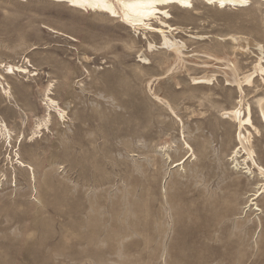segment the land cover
<instances>
[{"label": "rangeland", "instance_id": "374dc122", "mask_svg": "<svg viewBox=\"0 0 264 264\" xmlns=\"http://www.w3.org/2000/svg\"><path fill=\"white\" fill-rule=\"evenodd\" d=\"M247 1L240 10L197 5L196 17L171 10V25L183 29L175 39L187 46L175 56L149 52L159 36L118 17L0 0V123L10 134V147L0 135V264H264V194L249 207L262 181L242 153L232 160L236 126L220 117L240 97L228 83L252 70L257 54L237 60L235 77L236 60L215 37L264 47V6ZM196 35L209 39L188 38ZM211 74V86L191 84ZM49 85L64 115L51 110L31 139L47 118ZM263 86L257 77L244 90V106L260 131L251 145L264 168L255 104ZM180 131L193 156L177 166L192 154Z\"/></svg>", "mask_w": 264, "mask_h": 264}, {"label": "bare ground", "instance_id": "6f19581e", "mask_svg": "<svg viewBox=\"0 0 264 264\" xmlns=\"http://www.w3.org/2000/svg\"><path fill=\"white\" fill-rule=\"evenodd\" d=\"M50 1L64 2L68 4L69 7L79 9L82 11H91V12L103 14L110 18L118 17L120 20L123 21L124 24H126L135 32L142 30L152 36H159L161 42L159 46H155L153 45V43L152 44L148 43L147 50L149 52H152L157 49L160 51H164L165 53H173L175 56L182 55L183 50L187 49V46L183 42L180 41L177 42L175 39V36L183 32V29L171 25L170 21L173 19L171 10H176L177 12L196 17L199 15L198 9L196 7L197 5L198 6L202 5L205 7L210 6L216 9L235 8L238 10L245 9L250 6L249 1L247 0H50ZM256 6L257 8L264 6V0H257ZM188 38L195 41H205L206 39H209L202 35H196L192 37L189 36ZM215 38H217L216 46H218V48L221 50L228 48L230 51L228 55L233 56L235 58L236 60L235 63H232L231 65L232 68L229 67L231 73L235 77L240 76L239 67L237 66V60L243 59V57L248 54H253L251 52V50L253 49L257 54V61L253 63L254 64L253 67L252 66L250 67L252 68V70L245 72L242 75V78L239 79V81L235 80L232 83H228L227 85L230 87L231 85L236 84V87L240 94L239 100L235 101L236 103L233 105L232 108L224 109L220 112V117L222 120L230 122L236 126L235 136L239 144V148L238 149L236 148L233 154H230L232 155V160L236 161L239 154L242 153V156H244L242 162L246 166L245 169L248 170L249 173L251 169L256 170L258 176L262 181V183L259 185L257 189L258 191L251 196L252 199H250L249 201V207H250V206H254L255 204H253V202L256 201L260 196H262V194H264V168L260 166L254 158V151L252 149L251 142L253 135L259 136L260 131L255 126V123L253 121V112L251 106L249 104H245L244 106L245 97H246L244 90L250 93L253 90V88H255V79L257 77H260L261 81L264 83V47L260 43L259 44L255 43L252 39L240 35H226ZM226 57L227 56H225L223 60H225ZM140 59H142L143 65L150 64L149 60L144 55H141ZM5 70L8 73L26 72V69L24 68L21 69L19 67L12 65H7L5 67ZM214 79H215V75L211 74L210 76H206V75L201 77L195 76V78H191L190 81L193 86L209 87L211 86V84H213ZM50 87L51 85H49L45 89V95H44L46 97L45 106L47 107V115H46L47 118L42 119L35 126V130L32 133L31 139L35 138L37 134L39 135V133L42 131V128L47 126V123L49 122L48 119L50 117L51 110L55 111L60 118L63 117L64 115V111H62L58 107V104L49 97L51 95ZM255 104H256V111L258 116L257 122L264 130V92L257 96ZM168 107L169 106H167V108ZM169 109L171 110L170 107ZM180 132L183 137L181 149L182 150L187 149L188 153L192 152L191 147L184 140L183 131ZM0 135L1 137L5 138L6 143L9 140L8 146L10 147L9 130L7 129V126L3 123H0ZM15 156H16V164L19 166V168L30 171L31 182H34L35 181L34 170L29 165L23 163L19 158L18 154H15ZM192 156H193V152L191 156L189 157L186 156L187 157L186 160L182 158L185 161L183 163H181L182 160L179 161L177 163V166L183 165ZM168 159L170 160V158Z\"/></svg>", "mask_w": 264, "mask_h": 264}]
</instances>
